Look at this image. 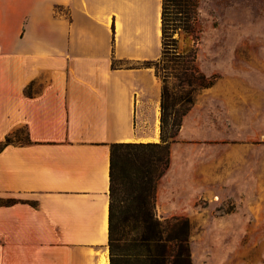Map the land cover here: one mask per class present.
Instances as JSON below:
<instances>
[{"label": "crops", "instance_id": "obj_1", "mask_svg": "<svg viewBox=\"0 0 264 264\" xmlns=\"http://www.w3.org/2000/svg\"><path fill=\"white\" fill-rule=\"evenodd\" d=\"M162 1L0 0V145L27 138L0 150V264H110L111 147L161 142ZM240 63L183 118L160 215L264 223V59Z\"/></svg>", "mask_w": 264, "mask_h": 264}, {"label": "trees", "instance_id": "obj_2", "mask_svg": "<svg viewBox=\"0 0 264 264\" xmlns=\"http://www.w3.org/2000/svg\"><path fill=\"white\" fill-rule=\"evenodd\" d=\"M199 0L162 1L163 54L157 67L169 57L179 59L174 34L181 28L191 33L198 17ZM115 67V63L113 64ZM162 79L161 142L157 144H114L110 158L109 251L110 264H193L191 254L192 225L188 219L173 217L161 221L156 213L157 187L171 164V144L174 143L189 106L169 125L167 78ZM180 84L199 86L204 90L214 85L193 66L176 76ZM169 128V130H168ZM169 131V134H168ZM23 135H9L0 150L9 145L24 144ZM16 200L2 205L16 204Z\"/></svg>", "mask_w": 264, "mask_h": 264}, {"label": "rangeland", "instance_id": "obj_3", "mask_svg": "<svg viewBox=\"0 0 264 264\" xmlns=\"http://www.w3.org/2000/svg\"><path fill=\"white\" fill-rule=\"evenodd\" d=\"M174 39L181 57H169L152 67L167 78L169 125L175 114L189 106L187 100L195 103L202 91L199 86L180 84L176 76L185 68L193 66L210 81L215 79L213 72L235 69L240 62L260 65L264 59V0H199L193 32L181 28ZM156 213L161 221L173 218L160 215L157 203ZM190 223L193 264H264V223L236 224L254 231L247 233L218 232L215 227L220 224Z\"/></svg>", "mask_w": 264, "mask_h": 264}]
</instances>
